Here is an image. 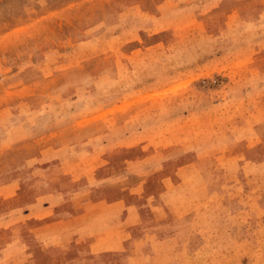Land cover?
Masks as SVG:
<instances>
[{"label": "rangeland", "instance_id": "rangeland-1", "mask_svg": "<svg viewBox=\"0 0 264 264\" xmlns=\"http://www.w3.org/2000/svg\"><path fill=\"white\" fill-rule=\"evenodd\" d=\"M66 162L100 197L129 184L157 202L201 163L218 192L187 197L194 229L193 207L162 229L193 264H264V0H0V184L21 182L3 206Z\"/></svg>", "mask_w": 264, "mask_h": 264}, {"label": "crops", "instance_id": "crops-1", "mask_svg": "<svg viewBox=\"0 0 264 264\" xmlns=\"http://www.w3.org/2000/svg\"><path fill=\"white\" fill-rule=\"evenodd\" d=\"M29 170L43 171L36 163ZM84 170L80 163L50 167L49 175H43L49 189L13 206L4 207L3 202L17 195L19 178L0 184L1 228L5 231L11 226L13 230L12 238L1 243V258L13 252L18 254L15 264H193L185 258L195 245L178 238L184 232L179 227L162 228L165 221L175 222L184 216L182 211L193 207L190 228L194 229L201 200L187 197H213L218 192L207 181L201 163L177 168V182L165 183L156 196L160 202L129 184L109 197H100L101 180L91 185ZM227 191L220 197H228ZM29 221L30 228L26 227Z\"/></svg>", "mask_w": 264, "mask_h": 264}]
</instances>
